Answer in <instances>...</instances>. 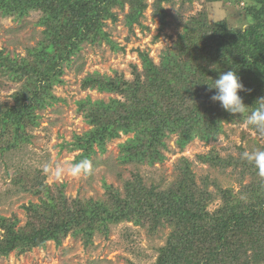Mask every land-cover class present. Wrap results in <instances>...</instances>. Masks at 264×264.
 <instances>
[{
    "label": "trees",
    "instance_id": "trees-1",
    "mask_svg": "<svg viewBox=\"0 0 264 264\" xmlns=\"http://www.w3.org/2000/svg\"><path fill=\"white\" fill-rule=\"evenodd\" d=\"M172 1L0 0V16L20 20L37 12L34 25L42 28L41 38L26 49L25 56L12 57L0 50V82L2 78L22 82L12 94L13 104L0 102V136L9 133L18 139L35 109L59 100L52 90L63 83L64 64L84 44L107 41L118 48L104 30L107 20L119 19L118 11L132 30L150 8L151 16L160 19L161 30L169 24L164 5ZM197 1L202 9L184 19L176 39L160 51L158 61L137 49L140 67L132 64L131 78L96 70L82 77L83 90L113 92L121 98L92 101L86 96L76 101L77 112L92 125L73 143L82 151L77 160L89 158L95 152L94 143L102 150L105 138L116 137L121 130L134 132L121 145V161L154 165L164 161L160 148H166L164 138L171 133L177 135V146L182 149L195 138L216 139L225 121H246L257 98L264 96V0L228 2V6L239 5L248 17L244 32H239L241 26H230L226 10L220 18L209 17L206 5L226 4L224 0ZM179 2L191 5L193 0ZM230 69L250 90L239 93L250 106L241 115L228 113L210 99L215 89L209 91L208 85ZM199 160L213 167L246 168L251 181L241 183L237 191L220 189V203L213 210L208 209L214 197L206 180L196 182L185 157L180 159L177 178L164 188L148 186L138 173L125 182L123 195L109 185L107 198L101 200L67 198L61 189L55 193L43 185L36 191L39 202L23 205V225H17L15 215L0 216V255L22 254L48 241L59 245L67 236L87 246L95 234L107 235L110 223L127 221L146 226L150 232L159 226L171 227L155 264H264V175L242 152L225 158L209 152L199 155Z\"/></svg>",
    "mask_w": 264,
    "mask_h": 264
},
{
    "label": "rangeland",
    "instance_id": "rangeland-1",
    "mask_svg": "<svg viewBox=\"0 0 264 264\" xmlns=\"http://www.w3.org/2000/svg\"><path fill=\"white\" fill-rule=\"evenodd\" d=\"M229 1L233 0H224L227 5L223 2L207 4L209 17L220 18L226 10L230 26L246 24L248 17L241 7L233 5L234 2L228 6ZM164 6L169 13V24L161 30L160 19L151 16L150 8L146 9L140 23L134 24L132 30L124 25L123 12L118 11L119 19L116 22L107 20L104 26L110 40L118 48L107 41L84 44L80 52L64 64L61 76L63 83L52 90L59 100L51 106L35 109L33 113L36 116L33 114L18 139H12L9 133L0 136V216L15 215L17 225H23L26 221L23 205L39 202L36 191L43 185L55 193L61 189L67 198L77 196L82 200H101L107 198L106 189L109 185L123 195L125 182L132 180L133 175L138 173L148 186L153 184L164 188L177 178L178 166L183 157L191 162L196 182L199 184L205 179L212 192L214 201L209 204V210L219 205L220 189L237 191L241 183L251 181L252 177L245 171L246 168L242 171L241 167L234 168L233 165L213 167L199 160V155L209 152L225 158L254 149L264 150V135L242 121H225L222 123L223 131L216 139L204 142L195 138L182 149L177 146V135L171 133L164 138L166 148H160L165 155L164 161L154 165L122 162L119 158L121 145L132 138L134 132L123 133L119 130L118 136L105 138L102 150L98 143H94L95 152L87 158L93 165L90 174L73 176L68 171L72 164L80 161L77 155L82 152L73 143L77 136L92 127L84 120L83 113L77 112L76 101L86 96L92 101L121 98V95L113 92L83 90L82 77L96 70L111 75L118 72L131 78L132 64L140 67L137 49L146 51L154 61H158L160 51L176 39V32L180 30L184 19L202 9V4L197 0H193L191 5L182 6L179 0H173ZM37 19V12H31L20 20L0 16V50L12 57L25 56L26 49L41 38L42 28L34 25ZM21 84L2 78L0 102L13 104L12 94ZM12 141L16 142L10 145ZM57 167L65 169L59 178L55 175ZM108 228L107 235L95 234L92 243L87 246L79 238L67 236L59 245L48 241L44 247H34L22 254L11 251L7 256L0 255V264H155L158 250L165 244L171 230L169 225H165L150 232L146 226L127 221L110 223Z\"/></svg>",
    "mask_w": 264,
    "mask_h": 264
},
{
    "label": "clouds",
    "instance_id": "clouds-1",
    "mask_svg": "<svg viewBox=\"0 0 264 264\" xmlns=\"http://www.w3.org/2000/svg\"><path fill=\"white\" fill-rule=\"evenodd\" d=\"M247 27V24L242 25L239 32L246 31ZM213 89H215V93L210 97L211 101L219 102L220 107L228 113L241 115L248 111L250 106L244 104L243 97L239 93L250 90L245 89L236 70L230 69L227 72H220L218 78L213 80L211 85H208L209 91ZM255 103L256 107L247 116L245 124L252 127L260 135H264V96L257 98ZM242 157L254 164L259 174L264 175V150L245 151L242 153ZM92 168V162L85 158L72 164L68 171L73 176L88 175ZM64 171V168L57 167L55 175L59 178L64 174Z\"/></svg>",
    "mask_w": 264,
    "mask_h": 264
}]
</instances>
